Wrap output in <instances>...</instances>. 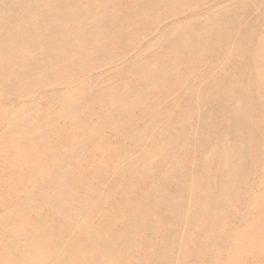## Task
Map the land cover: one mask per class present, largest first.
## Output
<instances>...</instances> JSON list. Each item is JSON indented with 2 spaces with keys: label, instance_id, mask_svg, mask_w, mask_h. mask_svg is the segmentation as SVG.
<instances>
[{
  "label": "rangeland",
  "instance_id": "obj_1",
  "mask_svg": "<svg viewBox=\"0 0 264 264\" xmlns=\"http://www.w3.org/2000/svg\"><path fill=\"white\" fill-rule=\"evenodd\" d=\"M211 5L235 19V23L224 22L222 37L228 41L217 43V55L208 53L205 42L198 39L203 35L199 23L196 28L199 31L192 37L189 50L182 46L180 40L171 47L159 45L153 49L154 56L157 52L159 60L164 63L161 66L163 72L138 66L141 72H145L143 79L133 73L110 72L105 66H123L118 59L119 55L126 53L128 43L116 40L120 35L113 31V27L117 26H109L105 29L110 33L108 37L100 36L99 42L90 43V56L94 61L90 60L88 65L87 70L92 74L86 76L91 79L84 89L90 96L76 98L72 108L68 106V99L60 97L63 88L56 90L54 87L56 80L64 81L76 70L48 75L45 81L32 87L19 82L23 88L10 86L13 87L12 94L0 93V137L6 130L7 120L17 113L28 125L27 129L15 130L20 135L17 137L19 143L36 145L35 148L29 147L34 150L35 165L32 163V170L26 171L21 181L12 176L13 171L1 169L5 174V184L0 185V236H4V239L0 238V243H3L0 254L3 253L2 248H7L8 238L16 236L22 229L34 236V226L42 225L43 231L54 232L41 243L47 253L45 256H27L32 263L44 260L43 263H47L49 260L48 264H51L54 256V259L60 256L55 250L58 244L64 245L62 248L59 246L60 253L70 251L64 249L68 243H61L60 233L56 231L61 230L69 243L84 247L92 229L114 232H105L103 237L110 238L114 243L113 249L119 251L101 253L99 248L103 254L102 264H264V239L260 241L264 235V108L261 105L264 103V91H259V83L263 81L254 75L264 78V51L257 57L259 51L256 52L255 47L257 40L264 37V0H189L185 2L188 9L186 17L171 21L190 20L194 12L212 10L209 8ZM194 7L197 10L191 11ZM160 12L161 9H157L154 13ZM118 13L124 14V11L110 9L107 16H117ZM206 13L202 16L210 14ZM196 16H201V13ZM164 17L168 18V14L158 17L160 28L167 25L162 21ZM85 27H88L90 37L104 31L99 24L82 25L80 29ZM228 27H232V31H228ZM92 28L94 30L90 31ZM128 31L136 33L137 29L129 28ZM237 31L243 42H239ZM174 33H164L160 41ZM151 35L147 36L145 44L153 39ZM133 38L137 39L136 36ZM58 42L61 44V41H55L54 45ZM79 45L84 47L88 44L81 42ZM148 56L150 54L142 55L139 60ZM245 58L246 61H242ZM110 59L111 64L108 62ZM59 62L54 61L57 65ZM81 76L84 77V72ZM3 79L0 78V83L4 82ZM115 82L122 83V86L115 88ZM125 88L132 90L130 95L126 96L127 90L121 91ZM216 88L217 94H214L213 89ZM58 98L67 106L63 108L55 104ZM78 106L80 108L75 109ZM114 107L120 111L118 114L113 112ZM47 110H51L52 115L75 117L76 124L73 119L69 121L66 118L48 122ZM97 118L102 121L97 123ZM42 120L46 121L43 126ZM78 123L81 129H78ZM78 140L84 153L80 161V157L71 153L77 158L72 162L75 170L71 177L68 180L55 179V183L63 186L65 191L56 195L55 187L48 185L51 190L41 195L39 189L47 181L43 173L50 170L63 153L69 155ZM6 149L5 141L1 142L0 158L12 161L8 154H4ZM224 152L236 157L235 172L238 175H227L230 172L223 165ZM78 153L82 154L81 149ZM16 159L21 161L20 157ZM19 168L16 167V173H19ZM228 178L232 180L229 187H225ZM258 184H263L260 189ZM8 186L9 190H5ZM87 190L97 193L91 205L100 200L98 212L91 213L90 205V210L87 203L83 209L73 200L75 195L81 197ZM204 190L213 192V195L205 202L201 200L199 206L196 201L207 194ZM225 191H228L225 200L228 206L224 212L218 205L220 195L223 202ZM182 193L192 201V208L185 209L181 219H186L190 210L196 211L197 206L200 212L211 210L213 219L206 220L201 215L198 220H190L186 232L181 227L174 230L175 213L183 210L178 199V194ZM55 198L60 205L69 202L70 216L79 226L74 231L69 229L71 219L70 222L67 220L69 225L66 219L60 221L58 216L54 220L49 219V208L55 203ZM142 198L149 201V208L140 211L136 205ZM153 204L164 208L153 207ZM215 204L216 211L213 208ZM57 207L53 210L58 214ZM111 207L113 212L107 213ZM10 209H14V216L4 218ZM140 213L148 216L137 232L131 226ZM247 213L249 220L244 218ZM164 217H170V220L165 223ZM66 225L67 230L73 231L72 235L71 232L66 233L67 230L64 232ZM169 232L171 235L166 237ZM124 233L131 245L117 247L121 242L118 236ZM93 240V245L97 246L99 241ZM159 251L163 258L155 261V253ZM12 255L18 256L17 253ZM37 257L43 261L39 262ZM5 261L0 256V264H8Z\"/></svg>",
  "mask_w": 264,
  "mask_h": 264
},
{
  "label": "bare ground",
  "instance_id": "obj_2",
  "mask_svg": "<svg viewBox=\"0 0 264 264\" xmlns=\"http://www.w3.org/2000/svg\"><path fill=\"white\" fill-rule=\"evenodd\" d=\"M185 2H189V0H0V78H4V82L0 83V93L12 94L13 87L18 86L23 88L24 85H19V82L32 87L35 83H41L42 81H45L47 79L45 77H47L48 75H55L56 73V75H58V72L60 75H62L63 73L66 74L73 70H76L75 73L73 72V75L67 77L64 81H61L60 79L56 80L57 83L54 87L56 90H58V88H63V93L60 97H64L62 99L66 100L68 99V106L72 108L74 100H76V98L80 97L86 99L88 96H90L89 94H87L88 92L84 90L89 86L88 82H90L91 79L87 78L86 76L92 74V72L89 73V71L87 70L88 65L90 63V60L94 61L93 59H91L92 56H90L92 54V49L90 48H92V44L99 42L101 38H106L110 35L108 30H105L109 26H117L113 27V31L119 33L120 35V37L117 36L116 40H122L128 43L126 53L119 55L118 59V62H123V66H105L106 69L110 72L114 70V72L119 71L126 73L127 75L133 73L137 74L138 77L142 79L145 75V72H141V68H139L138 66L144 67L150 71L156 69L159 70V72H163V70H161V66L164 63L159 60L157 52H155L154 56V54L152 53L153 49H155L159 45H166L167 47H171V44H173L177 40H180L182 46H185L189 50L192 44L191 39L199 30H202L203 35L199 36L198 39H201L205 42L204 45L206 46V51L208 53H214L217 55V43L220 44V40L221 42L228 41L226 38L222 37L223 29H225L224 22L233 21L235 23V19H233L234 16L232 18L227 17L224 12L217 11V9H215L216 7L213 8V4L209 6V8H211L212 10L203 9L205 13L206 11L210 13L207 17L202 16V13L204 12L199 11L198 13L194 12L192 14L193 17L190 20H184L180 23L171 21H179L182 17H186V11L188 9L185 6ZM110 9H114L117 12L124 11V14H131L125 16L123 13H118L117 16H107V13L110 11ZM157 9H161L160 14L154 13ZM196 10L197 9L194 7L191 11ZM199 13H201V16L197 17L196 14ZM161 14H163V16L168 14V18L164 17V19L162 20L167 25L162 28L157 25L158 17H160ZM179 14L183 16H180ZM104 15H106L107 18L105 16L104 19L101 20ZM194 21H197V24H195ZM173 23L175 25H172ZM96 24H99L102 30L104 31H102L101 33H96L94 37H90L87 34L88 27L80 29L82 25L94 26ZM198 24L199 30L196 29ZM170 27L172 28L169 29ZM77 28L79 29L77 30ZM129 28H135L137 29V32L130 33L128 31ZM227 29L228 31H232V27H228ZM92 30L94 29H90V31ZM158 32H160L159 35ZM171 32L175 33L169 37L167 35L162 41H160L164 33L169 34ZM148 35H151L150 37H153V39H150L149 44H145V39ZM155 35L156 38L154 37ZM100 36L101 38H99ZM133 36H136L137 39H134ZM237 36L239 37V42L244 41L239 31H237ZM55 41H61V44L58 42L56 45H54ZM81 42L88 45L82 47L79 45V43ZM134 42H137L138 44L133 45ZM255 47L257 48L256 52L259 51L257 55L258 57L264 51V37L257 40ZM35 52L37 53V55L35 54ZM135 52H137V55L133 56ZM220 52L223 53L222 50H220ZM149 54V58H146L145 60L142 59V61L139 60L142 55L145 56ZM55 60H60L59 65L54 63ZM242 61H246V58L242 59ZM108 62L110 63L111 59ZM232 68L235 67L232 66ZM83 72L84 77L81 76ZM252 74L254 73L252 72ZM254 75H256L261 81H263L259 83L261 87L259 91H264L263 76L258 74ZM10 86L13 87L10 88ZM113 86L115 88H120L122 86V83L115 82ZM67 88L71 89L68 91H64V89ZM124 90H127L126 96L130 95L132 91L128 88H125L121 91ZM213 92L214 94H217V88L215 90L213 89ZM62 99L58 98L55 104L64 108L67 105H65L64 102L61 101ZM26 103L27 101H25V104ZM260 103L261 101L259 102V104ZM25 104L23 103L21 107L23 108ZM263 104L264 103H262L261 105L264 108ZM78 108H80V106L75 107V109ZM48 110L46 119L48 122L52 120H57L59 118H66L69 119V121L73 119V123L76 124V121L74 122L75 117H65L63 116V114L52 115L50 113L51 110L50 112H48ZM113 112L115 114H118L120 111L117 107H114ZM16 114L17 113L11 115V117L7 120L6 130L2 133L0 137V143L5 141V144H7V151H5L4 154H8L7 157L12 160L6 161L4 160L5 157L0 158L1 186L5 184V174L1 172V169L5 168L7 170L13 171L14 175L12 174V176H15L16 180L21 181L24 173H26V171L28 170H32V163L35 165V163L33 162V157L35 156L34 150L31 151L29 147L35 148L36 145L33 143H27L28 145L24 146L19 143L20 141L17 137H19L20 135H18L15 130L18 131L21 129H27L28 125H26V122L22 119L23 116H20L21 114ZM99 118H97V123H100L102 121V119ZM45 122V120L40 121L42 126ZM78 124V129H81V124ZM98 126L101 127L100 124H98ZM80 142V140L77 141L76 148L73 151L71 150L69 155L63 153L62 158L59 157L54 162L53 167L43 173L45 178H47V181L43 183L39 189L41 195L51 190L49 186L55 187L54 190L56 191V195H59L60 193L65 191L63 186H58L55 183V179L57 178L62 180H68L69 177H71V174L75 170L72 166V162L75 161L78 157H80V161L84 153L83 145ZM78 149H81L82 154L78 153ZM71 153L75 154L77 158ZM12 155H14V158ZM41 156L44 157V155ZM17 157H20L21 161L17 160ZM223 160V165L225 166L226 171L230 172L227 175H238L235 172L237 167V164L235 162L236 157H234L233 154H226L223 157ZM13 161H17L18 163H14ZM17 166L21 167L19 168V173H16L15 171ZM37 174H40V172H38ZM231 180L232 178H228L227 180H225V182L228 181L225 183V187H229L228 183ZM262 185L263 184H258L257 188L260 189ZM5 190H9V186L6 187ZM68 190L70 191V188ZM204 192L207 194H203L200 197L201 199H199V201H196L199 206V202H201V200L202 202H205L213 195V192H209V190H204ZM71 195H69L70 198H72ZM227 195L228 191L224 195L223 202L220 195V202L218 205L220 211H224L228 206V202H225ZM96 196L97 193L87 190L81 197L75 195L73 200L77 201L76 204H79L80 206L82 205L83 209L87 206L90 210L91 206V213H95L98 212L97 209H100L99 206H101L100 200H96L91 205V202ZM32 198L33 197H31L30 199ZM62 198L64 200V197ZM143 198L136 205V208L140 211L145 208H149L147 206L149 201L143 200ZM178 199L180 201V207H182L183 210H179L175 213V215L177 216V221L174 222V230L176 228L179 229L181 227L180 229L186 232L188 230L187 228L190 223V220H198L201 215H203L204 219L206 220L213 219L214 215L211 210H205V212H200L198 211L200 208L199 206L196 207V211H194L193 209L190 210L188 213L189 215L186 217V219H181L180 215L183 213V211L187 208H192V201L188 197H186L185 193L178 194ZM54 200L55 203L50 205L49 208V219L54 220L55 216L60 217V221L62 219L63 221L64 219H66V222L67 220H69L68 222H70L71 219L70 225L67 222V224L69 225V229L73 230L75 228H78L79 226L77 225V223H75L76 221H74V219L70 216L71 214L69 212L71 211H69V207L67 206L69 202L67 201V204L60 205L58 203V198H55ZM86 203L88 205L85 206ZM251 203H253V201H251ZM56 206H59V208L57 207L58 214L56 211L53 210ZM152 206L160 209L164 208L161 205L153 204ZM113 207H111L107 211V213H112ZM213 208L216 211L217 204H215ZM262 211H264V199ZM13 216L14 209H10V211L7 212L4 218ZM147 216L148 215H145L144 213H140V216L137 217L138 219L136 218L135 221H133V224L131 226L132 230L139 232L140 228L142 227V224H145L144 220L145 218H147ZM244 218L246 220H249V214L247 213ZM39 220L40 219H38V221ZM169 220L170 217H164L163 219L165 223H167ZM219 223L220 222L217 221V226L220 228ZM40 224L42 223L40 222ZM68 225H66L65 229L63 227L64 232L65 230H67ZM34 227V236H30L31 233H29L25 229H22L16 236H14L15 238H8V249L5 247L2 248L3 253L0 254L1 258L3 257V259L7 260L8 264H48L49 260L47 261V263H43L46 260H40L43 261L40 262L38 257L37 259L40 263H32V259H30L31 263H29L30 261L28 257L31 256L32 258V256L36 257L37 255L45 256V254H47L43 250V247H41V243L44 241L45 237H48L52 232H54V230L46 232L45 230L43 231V229L40 228L42 227V225H35ZM68 230L66 231V233L70 234L71 232L72 235V232L74 230ZM56 232L60 233L59 235L61 236V238L59 240L61 243H68L64 249L70 250L72 255L69 254L70 251L67 253H60V244H58L57 247H55V250L58 251L60 256L57 257V255L56 259H54V256L53 260L51 261V264H102L100 259H102L103 254L101 253H104L107 250L109 252L119 251L118 249H113L114 243L111 242L110 238L109 240H107L103 237L106 234L105 232L111 234L112 230L98 232L92 231L91 229L89 236H87L88 243L84 247H80L75 242L69 243V241H67L65 237L66 235L61 232V230ZM100 233H102V235H100ZM125 234L126 233H124L123 236H118L121 242H119V245L117 247H123L124 245L130 247L131 243H127L128 240L126 241ZM132 234L135 235L133 231ZM169 235H171L170 232L168 233V235L165 236L167 237ZM0 238L4 239V236H0ZM93 239H97L99 241L97 246L93 245ZM263 239L264 235L260 238V241ZM236 242L238 241L236 240ZM2 245L3 243H0V246ZM99 248H101V253L99 252ZM160 251L159 253H155V261L163 258ZM14 253H17L18 256H13L12 254ZM167 253L168 252L165 251L166 255ZM49 255L46 256L51 258ZM63 258H65V260ZM7 262L5 261V263Z\"/></svg>",
  "mask_w": 264,
  "mask_h": 264
}]
</instances>
